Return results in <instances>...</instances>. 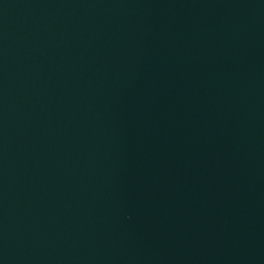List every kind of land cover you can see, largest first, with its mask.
<instances>
[{
	"label": "water",
	"instance_id": "obj_1",
	"mask_svg": "<svg viewBox=\"0 0 264 264\" xmlns=\"http://www.w3.org/2000/svg\"><path fill=\"white\" fill-rule=\"evenodd\" d=\"M0 264H264V0H0Z\"/></svg>",
	"mask_w": 264,
	"mask_h": 264
}]
</instances>
